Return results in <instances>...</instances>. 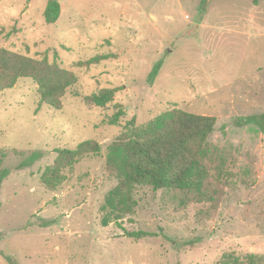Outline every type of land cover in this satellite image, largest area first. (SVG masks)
I'll list each match as a JSON object with an SVG mask.
<instances>
[{
  "label": "rangeland",
  "instance_id": "obj_1",
  "mask_svg": "<svg viewBox=\"0 0 264 264\" xmlns=\"http://www.w3.org/2000/svg\"><path fill=\"white\" fill-rule=\"evenodd\" d=\"M56 1L58 18L48 23L49 0H0V47L45 53L77 78L60 109L40 102L29 77L0 90V264H217L229 252L264 255V0ZM97 55L106 58L89 62ZM105 88L115 89L111 103H85ZM114 103L124 115L109 124ZM170 108L216 118L203 184L136 185L130 208L112 207L119 179L106 165L108 146L132 118L144 126ZM87 139L100 152L47 189L40 176L57 149ZM38 150L44 155L31 160Z\"/></svg>",
  "mask_w": 264,
  "mask_h": 264
},
{
  "label": "trees",
  "instance_id": "obj_2",
  "mask_svg": "<svg viewBox=\"0 0 264 264\" xmlns=\"http://www.w3.org/2000/svg\"><path fill=\"white\" fill-rule=\"evenodd\" d=\"M255 4L259 0H253ZM60 5L49 0L44 10L45 20H57ZM32 57L18 51L0 47V90L13 87L20 77H29L37 85L41 103L60 109L62 97L69 87L75 84V74L55 61H49L45 53ZM106 56H95L89 62H96ZM114 88H105L84 96L88 106H105L112 102ZM114 111L107 119L109 124H117L124 115L121 104L114 103ZM258 118L257 115L249 119ZM216 118L196 114L178 108L165 110L144 126H135L134 118L129 127H124L117 138L108 146L106 165L116 172L119 183L108 195V203L113 207L130 208L134 203L133 189L136 185H149L153 189L194 191L206 176L203 159L206 156L205 144L215 127ZM101 150L96 140L87 139L75 148L57 149V157L51 167L41 174L42 184L47 189L56 188L61 180V172L88 154H98ZM20 154V152H18ZM5 152L0 149V172ZM44 151L32 154L31 160L40 158ZM5 174H0V182ZM119 209H116L117 211ZM107 221L104 222V224ZM129 237L144 235L141 231H126ZM10 259V257L6 256ZM217 264H264V255L248 253L242 257L232 252L223 254Z\"/></svg>",
  "mask_w": 264,
  "mask_h": 264
},
{
  "label": "crops",
  "instance_id": "obj_3",
  "mask_svg": "<svg viewBox=\"0 0 264 264\" xmlns=\"http://www.w3.org/2000/svg\"><path fill=\"white\" fill-rule=\"evenodd\" d=\"M255 4V3H254Z\"/></svg>",
  "mask_w": 264,
  "mask_h": 264
}]
</instances>
